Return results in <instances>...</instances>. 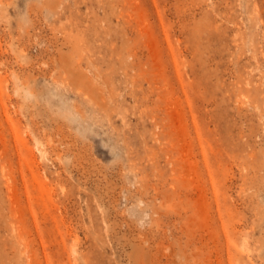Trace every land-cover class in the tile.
Wrapping results in <instances>:
<instances>
[{
    "label": "rangeland",
    "instance_id": "rangeland-1",
    "mask_svg": "<svg viewBox=\"0 0 264 264\" xmlns=\"http://www.w3.org/2000/svg\"><path fill=\"white\" fill-rule=\"evenodd\" d=\"M0 264H264V0H0Z\"/></svg>",
    "mask_w": 264,
    "mask_h": 264
},
{
    "label": "bare ground",
    "instance_id": "bare-ground-1",
    "mask_svg": "<svg viewBox=\"0 0 264 264\" xmlns=\"http://www.w3.org/2000/svg\"><path fill=\"white\" fill-rule=\"evenodd\" d=\"M27 93L30 94L29 91H27ZM37 147H38V144H37ZM38 150H39V152L43 153V150L40 147H38Z\"/></svg>",
    "mask_w": 264,
    "mask_h": 264
}]
</instances>
